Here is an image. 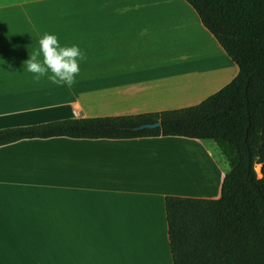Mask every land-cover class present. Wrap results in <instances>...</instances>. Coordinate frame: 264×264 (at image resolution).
Here are the masks:
<instances>
[{
	"label": "crops",
	"instance_id": "0c3cea01",
	"mask_svg": "<svg viewBox=\"0 0 264 264\" xmlns=\"http://www.w3.org/2000/svg\"><path fill=\"white\" fill-rule=\"evenodd\" d=\"M167 1L0 0V130L180 109L223 88L237 66L190 5ZM45 33L85 56L70 88L26 70ZM196 38L217 51L193 48ZM193 51L211 67L186 62ZM218 55L217 78L227 79L200 96L213 78L204 67L214 71ZM175 58L184 60L173 69ZM208 141L51 138L0 147V264H172L165 198L220 197L219 167L211 196L197 193L205 164L202 173L195 161L191 176L184 171L195 156L212 158Z\"/></svg>",
	"mask_w": 264,
	"mask_h": 264
},
{
	"label": "trees",
	"instance_id": "16d2710c",
	"mask_svg": "<svg viewBox=\"0 0 264 264\" xmlns=\"http://www.w3.org/2000/svg\"><path fill=\"white\" fill-rule=\"evenodd\" d=\"M184 1L237 66L230 83L185 108L1 129L0 147L51 138L219 141L231 164L220 197L164 200L172 264H264V0Z\"/></svg>",
	"mask_w": 264,
	"mask_h": 264
},
{
	"label": "clouds",
	"instance_id": "9594fccd",
	"mask_svg": "<svg viewBox=\"0 0 264 264\" xmlns=\"http://www.w3.org/2000/svg\"><path fill=\"white\" fill-rule=\"evenodd\" d=\"M38 45V49L24 63L26 70L34 74L33 79L36 81L47 76L52 84H63L70 88L80 72V61L85 59L79 47H62L56 35L47 33L40 38ZM40 56L43 57L42 61L38 59Z\"/></svg>",
	"mask_w": 264,
	"mask_h": 264
},
{
	"label": "rangeland",
	"instance_id": "374dc122",
	"mask_svg": "<svg viewBox=\"0 0 264 264\" xmlns=\"http://www.w3.org/2000/svg\"><path fill=\"white\" fill-rule=\"evenodd\" d=\"M151 1L155 3L157 0H151ZM160 2H161L160 4H163V2L164 3L166 2V0H160ZM171 3H173V0H168L167 1V4H171ZM198 39L199 38H196L195 39V41L197 43H195V45H192L193 48L196 45L199 46V48H200V46L202 45V49H203L206 45H209L206 42H203L202 40H200V39L198 40ZM209 47L211 48L210 45H209ZM210 50L217 51L215 49V47L214 48H211ZM199 53H200V56H198V58H196L197 54L194 53V51H193V52H190V55L189 54L188 55L185 54L184 59L187 58V61L186 62H190L191 61V58L192 59L196 58L198 60L195 59V62H198L199 61L200 64H203V65L204 64H207V65H209L207 67H211L210 66V61H211L210 59L211 58H208L207 54H203L202 53L203 55H201V52H199ZM184 59H182L180 61L177 58H175L174 59V62H173V64H174L173 69H175L176 65L179 66L178 64H181V62H183ZM217 59H218V64L217 63L214 64V69H215L214 71H210L211 68L208 71V68L207 67L206 68L204 67V69H205V72L204 73L210 74V73L213 72V78H212V80L207 85L201 86L202 88H200L199 90L196 91L200 96L204 95L205 93L207 94L208 92H210L209 90H211L213 88H216L217 83L221 79L222 80L219 82V84H221L222 82H224L227 79V78L225 79L223 76L222 77L219 76L217 78V75H219V71L222 70V68H223L222 67L223 66V60L221 58V55H218ZM204 62H206V63H204ZM232 80L233 79H231L228 83H230ZM203 145H207V148L210 151V154L212 155L213 160H211L212 158L210 159V158L207 157L206 161H204L201 158V156L200 157L195 156V157L192 158V162H189V168H190V170H187L186 169L184 171H186L185 174H187V177H189L188 174L191 176V173L193 174V172L195 171V169H193L194 161L197 163V166H198L197 167V170H196L197 172H199L198 170L200 169V171L202 173L203 172V169H204V166L206 165V170H207V184L206 183H205L206 185L202 184L198 188V192L197 193H200V194L205 195V196H211L213 194L211 192H213L215 186H214V184L212 182L210 183V180L211 179L209 177H210V173H211L214 165H216L217 167H219L224 172V174H225V172H227V170L231 169V164H230L229 159L227 158V156L225 155V153H224V151L222 149L221 142L214 141V140H209L208 142H203ZM183 147L186 148V150L189 149L190 151L194 149L193 146H183ZM187 166H188V164L186 163V165L184 166V168L187 167ZM259 171H260V166H256V172H257V174L259 173ZM212 177H214L213 174H212ZM258 177L260 178L259 174H258ZM204 186H206V188H204ZM190 189L193 190L194 188H191L190 187Z\"/></svg>",
	"mask_w": 264,
	"mask_h": 264
},
{
	"label": "water",
	"instance_id": "95a60500",
	"mask_svg": "<svg viewBox=\"0 0 264 264\" xmlns=\"http://www.w3.org/2000/svg\"><path fill=\"white\" fill-rule=\"evenodd\" d=\"M159 127V123H154V124H146V125H141L139 127H137L136 130H144V129H155ZM260 178H261V174H260Z\"/></svg>",
	"mask_w": 264,
	"mask_h": 264
},
{
	"label": "bare ground",
	"instance_id": "6f19581e",
	"mask_svg": "<svg viewBox=\"0 0 264 264\" xmlns=\"http://www.w3.org/2000/svg\"><path fill=\"white\" fill-rule=\"evenodd\" d=\"M259 174H260V171H259Z\"/></svg>",
	"mask_w": 264,
	"mask_h": 264
}]
</instances>
